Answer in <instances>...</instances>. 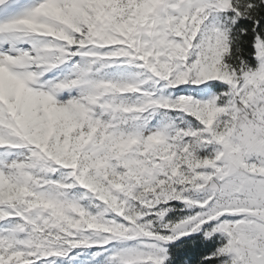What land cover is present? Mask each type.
I'll list each match as a JSON object with an SVG mask.
<instances>
[{
	"label": "snow or ice",
	"instance_id": "1",
	"mask_svg": "<svg viewBox=\"0 0 264 264\" xmlns=\"http://www.w3.org/2000/svg\"><path fill=\"white\" fill-rule=\"evenodd\" d=\"M0 264H264V0H0Z\"/></svg>",
	"mask_w": 264,
	"mask_h": 264
}]
</instances>
